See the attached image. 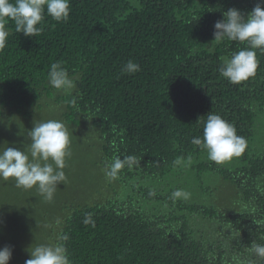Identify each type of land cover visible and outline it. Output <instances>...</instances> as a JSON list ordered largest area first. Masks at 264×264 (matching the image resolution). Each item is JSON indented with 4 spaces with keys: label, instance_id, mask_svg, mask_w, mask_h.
<instances>
[{
    "label": "trees",
    "instance_id": "16d2710c",
    "mask_svg": "<svg viewBox=\"0 0 264 264\" xmlns=\"http://www.w3.org/2000/svg\"><path fill=\"white\" fill-rule=\"evenodd\" d=\"M258 2L70 0L67 22L45 13L37 37L9 21L0 147L23 150L27 131L48 119L80 142L50 202L0 181V248L11 247L9 264H25L47 243H62L71 264H264L250 252L264 245V53L257 50L254 77L230 84L219 68L245 45L213 36L223 12L246 16ZM129 60L140 71H123ZM56 62L73 88L49 85ZM209 113L246 139L240 157L217 165L191 143ZM126 155L138 163L107 179L105 163ZM177 189L190 197L174 202Z\"/></svg>",
    "mask_w": 264,
    "mask_h": 264
},
{
    "label": "clouds",
    "instance_id": "9594fccd",
    "mask_svg": "<svg viewBox=\"0 0 264 264\" xmlns=\"http://www.w3.org/2000/svg\"><path fill=\"white\" fill-rule=\"evenodd\" d=\"M45 13L56 22H67L70 16V0H0V51L6 46L9 35L6 25H15L18 33L26 37L39 36L44 28ZM214 41L225 38L245 45L225 59L219 68L220 75L230 84H240L256 75L258 68L257 50L264 53V0L246 16L236 8L223 12V19L214 24ZM128 74L140 71V65L129 60L124 68ZM48 83L57 90L74 87L66 68L60 62L52 63L47 73ZM30 141L23 150L16 147H0V181H14L15 187L24 190L35 188L46 201H52L57 186L66 181L64 168L70 153V136L64 122L48 119L34 123L27 131ZM191 143L201 151H206L208 159L217 165L240 157L247 148L244 137L237 135L236 128L217 114L209 113L203 126L202 137H193ZM138 163L135 156L115 157L105 163L104 175L114 180L124 168H133ZM155 196L154 191L149 192ZM190 193L177 189L171 194L175 202L188 199ZM90 217L85 218L87 225ZM66 240L67 237H62ZM250 252L264 259V245L253 244ZM25 264H71L67 248L62 243L38 244L30 250ZM12 249L0 248V264H9Z\"/></svg>",
    "mask_w": 264,
    "mask_h": 264
},
{
    "label": "rangeland",
    "instance_id": "374dc122",
    "mask_svg": "<svg viewBox=\"0 0 264 264\" xmlns=\"http://www.w3.org/2000/svg\"><path fill=\"white\" fill-rule=\"evenodd\" d=\"M68 132H69V135L71 134V132L68 130ZM80 142H79V140L78 139H70V152L72 153V152H75V150H76V145H78ZM80 146V145H79ZM85 155L86 154H84V157H85ZM87 156V155H86ZM69 157H71V158H74V157H77V155L76 156H74L73 154H71Z\"/></svg>",
    "mask_w": 264,
    "mask_h": 264
}]
</instances>
